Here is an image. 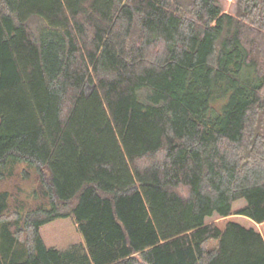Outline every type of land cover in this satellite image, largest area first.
<instances>
[{
    "label": "trees",
    "instance_id": "16d2710c",
    "mask_svg": "<svg viewBox=\"0 0 264 264\" xmlns=\"http://www.w3.org/2000/svg\"><path fill=\"white\" fill-rule=\"evenodd\" d=\"M0 0V264H264V0ZM245 203L233 209L234 202ZM13 202V203H11ZM71 217L81 241L40 229Z\"/></svg>",
    "mask_w": 264,
    "mask_h": 264
},
{
    "label": "rangeland",
    "instance_id": "374dc122",
    "mask_svg": "<svg viewBox=\"0 0 264 264\" xmlns=\"http://www.w3.org/2000/svg\"><path fill=\"white\" fill-rule=\"evenodd\" d=\"M219 2L223 11L235 14L237 10V0H219ZM37 187L38 181L36 180L34 168H30L25 164L18 165L11 177L0 180V190H9L11 199H22V201L29 206H34L40 201L38 197L35 198V195H32V192ZM244 203L245 201L243 199L234 202L233 209H238ZM228 220L237 221L247 227H254L260 231L264 237V222L256 223L246 216L237 214H231L226 217H220L214 214L207 217L208 222L216 223L220 227ZM40 232L48 245L55 246L59 249H64L74 242L81 241V235L71 217L57 218L45 224L40 229Z\"/></svg>",
    "mask_w": 264,
    "mask_h": 264
}]
</instances>
